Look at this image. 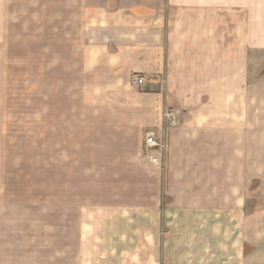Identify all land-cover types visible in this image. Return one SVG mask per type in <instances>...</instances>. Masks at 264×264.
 Wrapping results in <instances>:
<instances>
[{
	"label": "rangeland",
	"instance_id": "1",
	"mask_svg": "<svg viewBox=\"0 0 264 264\" xmlns=\"http://www.w3.org/2000/svg\"><path fill=\"white\" fill-rule=\"evenodd\" d=\"M256 8L259 26L264 0ZM73 9L0 0V264H184L195 252L184 228H168L201 193L197 155L172 172L166 144L160 166L143 155L147 127L130 122L124 97L96 88ZM251 75L264 83V43ZM166 118L181 128L180 110Z\"/></svg>",
	"mask_w": 264,
	"mask_h": 264
},
{
	"label": "crops",
	"instance_id": "2",
	"mask_svg": "<svg viewBox=\"0 0 264 264\" xmlns=\"http://www.w3.org/2000/svg\"><path fill=\"white\" fill-rule=\"evenodd\" d=\"M68 1L96 88L124 97L141 129L162 127L170 172L197 155L201 193L170 212L185 222L168 228H184L183 249L195 252L184 264H264V83L251 75L264 43L257 0ZM136 74L144 86L131 84ZM171 109L182 114L177 130Z\"/></svg>",
	"mask_w": 264,
	"mask_h": 264
},
{
	"label": "built area",
	"instance_id": "3",
	"mask_svg": "<svg viewBox=\"0 0 264 264\" xmlns=\"http://www.w3.org/2000/svg\"><path fill=\"white\" fill-rule=\"evenodd\" d=\"M146 78L141 75H134L131 78V84L134 86H144ZM173 116V114H171ZM171 126L177 125V120L173 118L170 120ZM162 127L150 126L144 131V146L143 155L147 157L153 165L160 166L162 164V157L165 148V142L161 136Z\"/></svg>",
	"mask_w": 264,
	"mask_h": 264
}]
</instances>
